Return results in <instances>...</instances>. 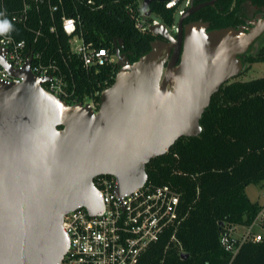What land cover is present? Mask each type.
<instances>
[{
  "label": "water",
  "instance_id": "water-1",
  "mask_svg": "<svg viewBox=\"0 0 264 264\" xmlns=\"http://www.w3.org/2000/svg\"><path fill=\"white\" fill-rule=\"evenodd\" d=\"M152 1L143 0L148 15ZM216 1L192 0L176 34L153 25L157 39L135 62L118 48L120 69L98 110L51 92L29 62L10 70L21 83L0 81V264H59L64 216L104 208L95 177L113 175L118 193L131 192L148 182L152 158L202 132L213 95L244 71L264 33V14L239 27L185 23Z\"/></svg>",
  "mask_w": 264,
  "mask_h": 264
},
{
  "label": "trees",
  "instance_id": "trees-1",
  "mask_svg": "<svg viewBox=\"0 0 264 264\" xmlns=\"http://www.w3.org/2000/svg\"><path fill=\"white\" fill-rule=\"evenodd\" d=\"M64 1L67 14L79 17L78 33L86 41L112 53L120 48L132 62L147 54L157 39L152 32L136 28L127 10L130 2L138 7L140 0H96L103 8L80 0ZM206 1L210 0L195 3ZM20 4L21 0H8L9 9ZM149 8L167 25L175 22V10L167 8L165 1L154 0ZM260 14H264V0H217L193 13L185 23L203 20L210 22L211 29L239 27ZM46 20V26L35 20L32 23L45 34L35 47L46 46L55 52L61 45L66 53L70 37L62 27L57 34L51 33ZM20 29L19 37L32 44L34 30ZM243 61L249 65L263 62L264 45L257 55L248 53ZM69 63L74 73L69 76L70 85L74 77L77 99L65 100L70 104L94 101L98 110L104 89L115 82L119 63L85 68L75 56ZM201 125L199 135L179 138L165 154L147 164L149 183L171 184L182 193L185 219L175 232L169 229L152 243L138 264H264V236L257 242H244L235 256L221 244L223 232L251 225L263 209L246 189L251 184L264 185V76L249 80L237 76L223 84L213 95ZM183 253L188 256L183 258Z\"/></svg>",
  "mask_w": 264,
  "mask_h": 264
},
{
  "label": "built area",
  "instance_id": "built-area-1",
  "mask_svg": "<svg viewBox=\"0 0 264 264\" xmlns=\"http://www.w3.org/2000/svg\"><path fill=\"white\" fill-rule=\"evenodd\" d=\"M75 1V0H73ZM87 5L103 8L96 0H80ZM192 0H166V7L175 10V22L167 25L156 19L151 9L147 14L140 0L127 5L136 28L141 32L151 31L153 25L165 23L172 34L179 30V20ZM57 34L59 27L69 38L68 50L60 45L55 52L35 47L43 29L32 27L33 21L46 26ZM78 16L68 15L64 0H21L17 8H8V0H0V22L7 21L10 28L0 33V81L21 83L23 77L11 73L20 70L29 62L35 74L47 78L44 86L65 99H77L75 80L69 59L77 57L85 68L118 62L116 53L107 47H98L78 33ZM20 27L34 30L32 44L26 37H19ZM153 33V32H152ZM49 38L47 37V42ZM48 51V52H46ZM3 60L5 61L3 63ZM105 90V89H104ZM66 101V100H65ZM94 108V101L90 102ZM104 208L95 214L85 207H79L64 216L63 227L68 239V250L59 264H138L142 254L158 241L161 235L173 229L174 232L185 219L182 209V193L171 184L156 185L149 181L142 187L123 194L118 193V180L113 175H99L94 179ZM236 236V227L221 235V244L235 256L246 241H260L264 236L263 209L251 225ZM175 238V235L173 236Z\"/></svg>",
  "mask_w": 264,
  "mask_h": 264
},
{
  "label": "rangeland",
  "instance_id": "rangeland-1",
  "mask_svg": "<svg viewBox=\"0 0 264 264\" xmlns=\"http://www.w3.org/2000/svg\"><path fill=\"white\" fill-rule=\"evenodd\" d=\"M152 16L156 19L162 20L159 16L156 14H152ZM177 20H180V18L177 16ZM176 34V32H174ZM264 45V33L255 41L252 50L249 52L250 54L257 55L259 49ZM264 76V61L263 62H257L252 65H249V63H245V69L244 71L239 74L238 79L242 80H249L257 77ZM247 194L253 201H260L264 202V185L262 184H251L246 189ZM246 228L244 225H237L236 226V236L241 234L242 231H244Z\"/></svg>",
  "mask_w": 264,
  "mask_h": 264
},
{
  "label": "clouds",
  "instance_id": "clouds-1",
  "mask_svg": "<svg viewBox=\"0 0 264 264\" xmlns=\"http://www.w3.org/2000/svg\"><path fill=\"white\" fill-rule=\"evenodd\" d=\"M10 28V25L7 21L0 22V33L7 31Z\"/></svg>",
  "mask_w": 264,
  "mask_h": 264
},
{
  "label": "flooded vegetation",
  "instance_id": "flooded-vegetation-1",
  "mask_svg": "<svg viewBox=\"0 0 264 264\" xmlns=\"http://www.w3.org/2000/svg\"><path fill=\"white\" fill-rule=\"evenodd\" d=\"M203 3V2H202ZM196 5H198V4H201V3H195ZM258 17V16H257ZM257 17H255V18H257ZM255 18H253V19H255ZM251 20V19H250ZM159 38H161V37H159Z\"/></svg>",
  "mask_w": 264,
  "mask_h": 264
},
{
  "label": "crops",
  "instance_id": "crops-1",
  "mask_svg": "<svg viewBox=\"0 0 264 264\" xmlns=\"http://www.w3.org/2000/svg\"><path fill=\"white\" fill-rule=\"evenodd\" d=\"M262 204H264V202H261Z\"/></svg>",
  "mask_w": 264,
  "mask_h": 264
}]
</instances>
